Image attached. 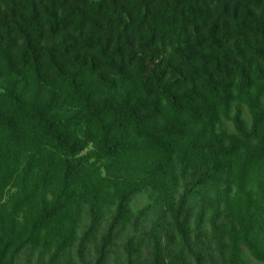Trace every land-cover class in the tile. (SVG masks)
I'll use <instances>...</instances> for the list:
<instances>
[{
  "label": "trees",
  "instance_id": "1",
  "mask_svg": "<svg viewBox=\"0 0 264 264\" xmlns=\"http://www.w3.org/2000/svg\"><path fill=\"white\" fill-rule=\"evenodd\" d=\"M248 253L264 264V0H0V264Z\"/></svg>",
  "mask_w": 264,
  "mask_h": 264
},
{
  "label": "rangeland",
  "instance_id": "2",
  "mask_svg": "<svg viewBox=\"0 0 264 264\" xmlns=\"http://www.w3.org/2000/svg\"><path fill=\"white\" fill-rule=\"evenodd\" d=\"M146 202H147V198L145 195L137 196L134 200V205H133L134 210L141 208L143 205H145ZM247 259L253 264H261V263H258L257 261H255V259L249 253L247 254ZM110 264H116V263L111 261Z\"/></svg>",
  "mask_w": 264,
  "mask_h": 264
}]
</instances>
